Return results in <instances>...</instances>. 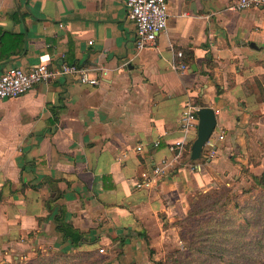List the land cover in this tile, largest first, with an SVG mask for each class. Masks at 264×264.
Masks as SVG:
<instances>
[{
  "label": "crops",
  "instance_id": "crops-1",
  "mask_svg": "<svg viewBox=\"0 0 264 264\" xmlns=\"http://www.w3.org/2000/svg\"><path fill=\"white\" fill-rule=\"evenodd\" d=\"M232 1L168 0L167 29L135 54L126 0H0V72L41 57L108 69L94 86L62 76L0 100L1 252L104 247V264H157L194 191L264 171V7L233 12ZM189 104L217 118L199 159L198 128L181 121ZM182 138V158L155 177Z\"/></svg>",
  "mask_w": 264,
  "mask_h": 264
},
{
  "label": "trees",
  "instance_id": "trees-1",
  "mask_svg": "<svg viewBox=\"0 0 264 264\" xmlns=\"http://www.w3.org/2000/svg\"><path fill=\"white\" fill-rule=\"evenodd\" d=\"M250 176L251 187L244 189L239 196L232 197L229 190L215 197L204 194L201 195L204 199L196 202L194 209L190 210L189 219L202 213L205 215L202 219L195 217L198 222L196 229L181 235L186 244L182 252L188 253L190 262L214 264L228 260L230 262L218 264H264V171L259 175L250 173ZM58 228L74 244L82 241L81 235L70 225L60 221ZM94 254L97 252L38 251L37 260L29 264H89L84 260ZM157 264H162V261Z\"/></svg>",
  "mask_w": 264,
  "mask_h": 264
},
{
  "label": "built area",
  "instance_id": "built-area-1",
  "mask_svg": "<svg viewBox=\"0 0 264 264\" xmlns=\"http://www.w3.org/2000/svg\"><path fill=\"white\" fill-rule=\"evenodd\" d=\"M128 9V17L135 24V54H139L146 47L153 45L158 36L168 27V0H126ZM264 7V0H234L227 9L233 12H241L250 8ZM90 43L93 40L89 41ZM177 56L184 57L182 50L177 51ZM179 68L187 71L188 65L181 63ZM99 73H98V72ZM108 74L105 67H89L79 63H69L63 61L59 66H51L49 57H41L40 62L30 69L11 66L0 72V100L17 98L30 91L36 84L41 82H50L62 76H72L73 79L81 84L97 85ZM200 107L195 105H187L183 110L181 121L185 129H197L199 117L197 111ZM220 138H224L221 134ZM212 146V140L208 141ZM158 146L159 142H155ZM186 141L184 138L176 140L169 148L173 151V158L164 157L160 162L156 163L153 168L155 177H167L171 170L175 167L177 161L182 158ZM143 150V146L137 147ZM213 149V148H212ZM216 151L213 149L210 156L213 157ZM150 181L144 180L137 182V187L148 186ZM100 253H106L104 247L99 248Z\"/></svg>",
  "mask_w": 264,
  "mask_h": 264
},
{
  "label": "rangeland",
  "instance_id": "rangeland-1",
  "mask_svg": "<svg viewBox=\"0 0 264 264\" xmlns=\"http://www.w3.org/2000/svg\"><path fill=\"white\" fill-rule=\"evenodd\" d=\"M251 185H252V178L250 176V172L248 170H244L242 171V175H240L239 178H235V177L232 178L230 177L228 179L222 178L217 180L215 184L208 189H199L194 191L192 195L189 196V198L187 199L188 211L186 216L177 222V228H178L177 230L180 237L178 244H176V246L171 245L166 247L158 262L162 261V264H194L195 261L190 262V258L187 255L188 253L187 252L184 253V251L182 252V250L185 249L186 244L184 241H182L181 235L183 233L188 234L190 230L196 229L198 222L195 217H197L198 219H202L203 217H205V215L202 213L200 215L194 216L193 219H189L188 214L190 210L194 209L195 203L198 202L200 199H204L201 198V195L211 194V196L215 197L216 194L218 195L219 193H223V191L227 192L228 190L230 191L232 197L239 196L240 194H242L244 189L250 188ZM210 214H212V212H209V215ZM178 251H181L182 253H179ZM37 252L38 251H33L31 249H27L25 251L22 250L11 254L0 251V264H16V263L29 264L37 260L38 258ZM78 252H83V251H74L71 253H78ZM99 253L100 252L97 251V254L89 256L84 261H87V263L89 264H92L93 261L97 262L95 264H104L105 261L107 260L105 257L106 255L102 256ZM99 258H101L100 262L98 261ZM219 262L224 263L230 261L228 260L217 261V263L214 264H218ZM81 264H85V263L81 262Z\"/></svg>",
  "mask_w": 264,
  "mask_h": 264
},
{
  "label": "water",
  "instance_id": "water-1",
  "mask_svg": "<svg viewBox=\"0 0 264 264\" xmlns=\"http://www.w3.org/2000/svg\"><path fill=\"white\" fill-rule=\"evenodd\" d=\"M199 117L197 138L192 145L191 157L199 159L204 147L214 133L217 124L215 111L210 107H200L197 111Z\"/></svg>",
  "mask_w": 264,
  "mask_h": 264
}]
</instances>
